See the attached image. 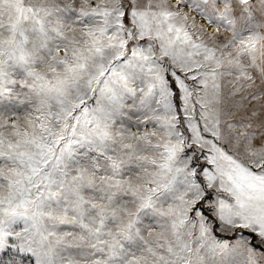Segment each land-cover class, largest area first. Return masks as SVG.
<instances>
[{
    "label": "snow or ice",
    "instance_id": "6c2138e0",
    "mask_svg": "<svg viewBox=\"0 0 264 264\" xmlns=\"http://www.w3.org/2000/svg\"><path fill=\"white\" fill-rule=\"evenodd\" d=\"M0 264H264V0H0Z\"/></svg>",
    "mask_w": 264,
    "mask_h": 264
}]
</instances>
